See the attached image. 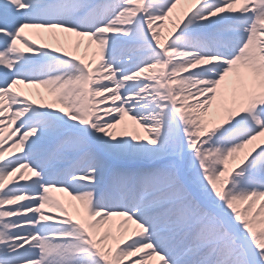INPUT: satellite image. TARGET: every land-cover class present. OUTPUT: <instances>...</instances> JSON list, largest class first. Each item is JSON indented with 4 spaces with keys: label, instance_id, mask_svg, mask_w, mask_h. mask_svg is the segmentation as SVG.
Here are the masks:
<instances>
[{
    "label": "snow or ice",
    "instance_id": "1",
    "mask_svg": "<svg viewBox=\"0 0 264 264\" xmlns=\"http://www.w3.org/2000/svg\"><path fill=\"white\" fill-rule=\"evenodd\" d=\"M0 264H264V0H0Z\"/></svg>",
    "mask_w": 264,
    "mask_h": 264
}]
</instances>
